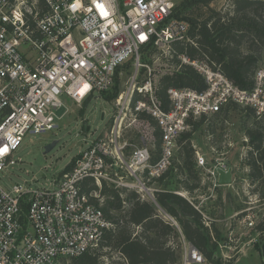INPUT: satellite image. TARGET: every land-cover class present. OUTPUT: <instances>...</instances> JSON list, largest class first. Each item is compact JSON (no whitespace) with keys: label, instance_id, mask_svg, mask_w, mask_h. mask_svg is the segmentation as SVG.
<instances>
[{"label":"built area","instance_id":"obj_1","mask_svg":"<svg viewBox=\"0 0 264 264\" xmlns=\"http://www.w3.org/2000/svg\"><path fill=\"white\" fill-rule=\"evenodd\" d=\"M179 1L0 0V264H72L94 252L114 228L102 208L104 183L155 200L148 183L169 170L180 138L195 119L224 112L230 104L264 116L263 68L249 88H241L208 61L187 55L179 56L180 67L191 65L203 87L171 86L162 101L160 80L142 54L148 49L167 54L174 42L190 40V22L174 16ZM129 63L134 73L113 102L110 123L71 168L70 163L49 186L4 184L25 136L59 127L69 110L58 113L65 97L82 105L96 92L109 91ZM151 121L152 139L143 130L140 143L125 138L131 126L148 127ZM195 161L215 187L218 170L232 169L220 158L209 167L199 151ZM86 180L98 189L86 193ZM206 263L203 253L184 240L183 264Z\"/></svg>","mask_w":264,"mask_h":264},{"label":"rangeland","instance_id":"obj_2","mask_svg":"<svg viewBox=\"0 0 264 264\" xmlns=\"http://www.w3.org/2000/svg\"><path fill=\"white\" fill-rule=\"evenodd\" d=\"M192 1L195 0H180L176 8V11H181L182 15L187 17L183 19L189 21L191 27L190 18L200 20L210 15L208 6L191 5ZM232 2L233 0H209V7L225 13L232 10ZM186 3H189L188 6H185ZM249 43L251 44L250 41ZM256 46L255 49H257ZM166 52L167 54L156 49H148L142 54V62L153 70L154 76L159 80L180 68V64L176 65V61L172 58V52L169 50ZM259 54L261 59L257 70L264 69V48ZM147 71L148 68L142 70L141 79L145 77ZM133 73L134 64H127L119 70L115 84L109 91L96 92L91 99H88V102L82 105L65 97L66 106L58 113L61 115L66 109L69 110L58 121L59 127L45 133L25 136L22 146L14 152L13 160L16 163L2 179L4 184L8 187L14 184L31 185L34 188L40 185L49 186L70 163L69 168H71L76 157L86 150L110 123L114 113L113 102L125 89ZM103 112L106 113L104 119ZM199 119L200 117L194 121ZM154 127V121H151L148 127L138 123L130 127L125 138L134 139L140 143L138 136L141 133L140 130H143V133L152 139L156 131ZM196 129L191 137L194 149L206 155L209 167L215 158H220L228 167H231L232 184L215 187L207 177L206 169L198 168L195 164L193 175L201 178L199 187L193 192L184 189L182 180L187 181L191 177L187 172H180L179 166L183 165V156L178 148L173 164L164 174L165 178L162 181H151L148 186L155 191L173 190L204 210V215L209 217L205 216L206 225L213 222L221 230L222 239H218L216 256L221 258L223 264H264V231L256 229L264 219V177L252 182V169L249 165L252 140L247 133L248 129H254L264 134V116L258 118L251 109L230 104L226 111L207 116ZM155 134L154 138L156 137L157 140ZM55 140L57 143L44 154L45 145ZM123 195L126 197V193ZM144 200L157 205L162 217L178 226L171 220L172 218L175 221V218L158 206L156 198L153 200V197L146 195ZM135 230L139 231L138 228ZM184 240V237L176 235L170 238V243L177 249L180 256L179 264H183ZM110 255L116 261L124 260L118 251H112Z\"/></svg>","mask_w":264,"mask_h":264},{"label":"trees","instance_id":"obj_3","mask_svg":"<svg viewBox=\"0 0 264 264\" xmlns=\"http://www.w3.org/2000/svg\"><path fill=\"white\" fill-rule=\"evenodd\" d=\"M193 4L208 6L210 15L200 20L188 18L192 22L190 40L174 42L171 51L176 65L180 64V55H187L190 59H206L236 85L249 88L261 59L259 53L264 48V0H233L232 10L225 13L209 7V0H195ZM182 14L175 9V17L187 18ZM171 86L203 87L201 75L188 64L160 79L158 94L162 101L167 99V89ZM205 120L206 116H203L193 121L191 131L184 133L179 140V150L183 156L180 172H187L191 177L181 183L189 192L199 187L201 181L200 177L193 175L196 150L191 137ZM247 133L252 140L249 165L254 183L264 177V134L254 129H248ZM164 178L165 175L158 181ZM93 189H98V186L86 180L84 191L90 193ZM123 193H126V197ZM101 195L105 198L102 208L113 220L114 228L106 233L99 249L74 259L72 264H179L178 251L170 243L172 235L184 237L200 250L206 264H223L221 258L216 256L218 239H222L221 230L213 222L206 225L204 210L197 208L187 197L173 190L155 191L158 206L175 218L178 224L175 226L162 217L157 205L144 200L134 190H118L104 183ZM137 228L139 231L135 230ZM256 229L264 231V219ZM112 251H118L127 262L113 259L110 255Z\"/></svg>","mask_w":264,"mask_h":264},{"label":"water","instance_id":"obj_4","mask_svg":"<svg viewBox=\"0 0 264 264\" xmlns=\"http://www.w3.org/2000/svg\"><path fill=\"white\" fill-rule=\"evenodd\" d=\"M105 113H102V118H104ZM57 143V140L53 141L50 144L45 145V151L44 154L48 153L52 147ZM219 184L220 185H231L233 182V170L232 169H228V170H224V169H219Z\"/></svg>","mask_w":264,"mask_h":264},{"label":"snow or ice","instance_id":"obj_5","mask_svg":"<svg viewBox=\"0 0 264 264\" xmlns=\"http://www.w3.org/2000/svg\"><path fill=\"white\" fill-rule=\"evenodd\" d=\"M99 7H103L102 5H98ZM4 151L6 152V151H8V149L7 148H5L4 149Z\"/></svg>","mask_w":264,"mask_h":264}]
</instances>
